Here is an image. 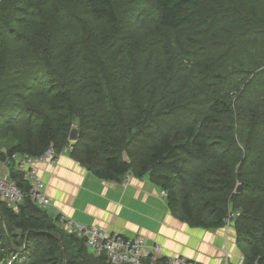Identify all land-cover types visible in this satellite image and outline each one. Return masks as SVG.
<instances>
[{"label": "trees", "instance_id": "1", "mask_svg": "<svg viewBox=\"0 0 264 264\" xmlns=\"http://www.w3.org/2000/svg\"><path fill=\"white\" fill-rule=\"evenodd\" d=\"M70 144L101 180L147 176L192 226L241 207L236 243L264 264V0H0V162ZM57 217L0 200V264H114Z\"/></svg>", "mask_w": 264, "mask_h": 264}, {"label": "crops", "instance_id": "2", "mask_svg": "<svg viewBox=\"0 0 264 264\" xmlns=\"http://www.w3.org/2000/svg\"><path fill=\"white\" fill-rule=\"evenodd\" d=\"M7 166L0 162V171ZM37 176L51 200L48 212L76 222L156 243L165 254L186 256L196 264L234 263L241 250L232 226L202 228L181 221L166 197L147 176L129 174L127 182L95 177L67 150L52 162L36 165Z\"/></svg>", "mask_w": 264, "mask_h": 264}, {"label": "built area", "instance_id": "3", "mask_svg": "<svg viewBox=\"0 0 264 264\" xmlns=\"http://www.w3.org/2000/svg\"><path fill=\"white\" fill-rule=\"evenodd\" d=\"M72 145H67L65 150L70 151ZM55 153L49 147L42 155L30 157L21 153H13L9 160L3 163L7 168L0 171V200L5 201L17 209L18 204L24 197L28 196L40 208L51 206V200L47 195L44 182L37 176L36 165L41 162H52ZM12 163L17 170L25 172L29 181V188L25 192L11 179L8 166ZM129 172L124 175L123 180L127 182ZM163 195L166 193L162 191ZM238 215V214H237ZM57 221L68 232H73L77 236L84 238L86 247L94 256L105 255L114 264H196V262L186 256L165 254L161 246L156 243L147 244L140 237H128L117 232H109L97 226H89L76 222L63 213L57 214ZM234 214L228 215L224 219V224L230 226V218ZM225 264H260L258 260L247 261L244 253L239 254L234 263Z\"/></svg>", "mask_w": 264, "mask_h": 264}, {"label": "rangeland", "instance_id": "4", "mask_svg": "<svg viewBox=\"0 0 264 264\" xmlns=\"http://www.w3.org/2000/svg\"><path fill=\"white\" fill-rule=\"evenodd\" d=\"M229 114H231V113H229ZM233 116V115H232ZM222 121H225L226 122V124H227V130H229L228 129V127L230 128L231 127V129L233 130V131H235L236 130V125H235V120L234 121H232L231 120V115H226L223 119H222ZM4 130L6 131V133L9 131L6 127H4ZM234 134V133H233ZM14 136V135H13ZM238 139H239V136H238V134L237 135H235V143L238 145V146H240L241 148H242V144H241V142H239L238 141ZM234 145L232 144V147H233ZM242 183H243V181L242 182H240L239 181V179H235L234 180V185H236V188L239 186V185H241L242 186ZM229 196V195H228ZM229 198V197H228ZM228 209H230V210H228V214H227V216L228 215H230L231 213L232 214H234V216L232 217L231 216V218H230V224H232L233 225V223H234V218L237 216V214L241 211V207L239 208V207H232V204L231 205H229V208ZM239 211V212H238Z\"/></svg>", "mask_w": 264, "mask_h": 264}, {"label": "water", "instance_id": "5", "mask_svg": "<svg viewBox=\"0 0 264 264\" xmlns=\"http://www.w3.org/2000/svg\"><path fill=\"white\" fill-rule=\"evenodd\" d=\"M68 138H69V140L72 141V142H74V141H76V140L78 139V128H77L76 125H73V126L71 127V130H70V132H69V136H68ZM124 159H125V160L127 159L126 155H124ZM239 181L241 182L242 179L240 178ZM241 187H242V186L239 185V186L237 187L236 191L239 192V191L241 190Z\"/></svg>", "mask_w": 264, "mask_h": 264}, {"label": "bare ground", "instance_id": "6", "mask_svg": "<svg viewBox=\"0 0 264 264\" xmlns=\"http://www.w3.org/2000/svg\"><path fill=\"white\" fill-rule=\"evenodd\" d=\"M28 182V181H27ZM56 219V218H55ZM56 221H57V219H56ZM60 224H58V226H59ZM66 231V230H65ZM73 233V232H72ZM74 234V233H73ZM81 238V237H80ZM84 242H85V240H84Z\"/></svg>", "mask_w": 264, "mask_h": 264}]
</instances>
